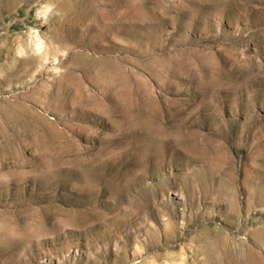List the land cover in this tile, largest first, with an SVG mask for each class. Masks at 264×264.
Returning a JSON list of instances; mask_svg holds the SVG:
<instances>
[{
	"label": "rangeland",
	"instance_id": "374dc122",
	"mask_svg": "<svg viewBox=\"0 0 264 264\" xmlns=\"http://www.w3.org/2000/svg\"><path fill=\"white\" fill-rule=\"evenodd\" d=\"M0 264H264V0H0Z\"/></svg>",
	"mask_w": 264,
	"mask_h": 264
}]
</instances>
